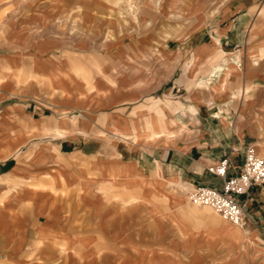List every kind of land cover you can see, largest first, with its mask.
Segmentation results:
<instances>
[{
    "label": "crops",
    "instance_id": "crops-1",
    "mask_svg": "<svg viewBox=\"0 0 264 264\" xmlns=\"http://www.w3.org/2000/svg\"><path fill=\"white\" fill-rule=\"evenodd\" d=\"M132 1L139 2L123 4ZM107 6V0H55L47 6L49 22L36 21L40 14L33 6L27 16L16 12L6 20L8 36L0 41V60L31 57L39 62L42 53L35 46L41 42L48 45L49 58L41 60L43 68H31L30 62L27 69L0 70V155H13L22 147L31 152L34 147L40 156L7 165L0 158V181L5 176L26 185L47 181L42 172L35 177L33 169L42 167L41 154L46 152L35 136L50 129L66 135L56 144L60 150L92 158L99 170L96 175H76L77 182L80 177L94 182L104 176L110 184L115 179L120 185L130 178L123 171L130 163L140 168V162L147 161L160 175L159 189L150 192L170 197V213L147 218L150 229L141 238L125 224L105 227L99 212L111 219L113 212L101 206L98 195L91 205L78 201L72 218L70 210L50 206L48 189L24 187L10 193L0 182V264H178V258L186 264H216L219 246H209L206 234L194 228L201 217L213 229L221 226L217 233L226 237L225 229L237 237L239 231L264 235V186L251 189L249 199L241 202L246 205L244 229L204 214L196 217L195 206L185 204L196 185L221 190L222 180L206 168L228 157V176H237L248 145L264 151V0H164L157 3L158 11L146 7L138 15L128 6L122 13L125 26L114 16L121 24L116 30L124 32L109 42L101 39L109 25ZM168 16L176 18L174 24L169 25ZM24 18L32 20L30 27ZM13 22L15 33L9 26ZM30 32L31 39H15ZM174 49L178 58L174 71H179L184 90L176 113L171 105L154 100L157 87L165 96L173 89ZM139 50H145L146 61L140 60ZM93 55L98 64L90 65ZM111 59L114 63L107 64ZM92 67H97L93 77ZM44 80L49 84L46 90ZM78 109L85 116L77 124L65 122L64 113ZM101 119L104 125L95 122ZM131 122L141 128L134 136L138 144L127 141ZM95 132L108 134V139ZM149 146L152 155L143 154L141 150ZM138 151L146 155L144 159ZM151 156L156 161L149 160ZM176 187L183 201L180 193L174 194ZM85 213L98 214L89 236ZM57 229L65 231L59 238L54 235Z\"/></svg>",
    "mask_w": 264,
    "mask_h": 264
},
{
    "label": "rangeland",
    "instance_id": "rangeland-1",
    "mask_svg": "<svg viewBox=\"0 0 264 264\" xmlns=\"http://www.w3.org/2000/svg\"><path fill=\"white\" fill-rule=\"evenodd\" d=\"M55 0H0V41L3 40V38L8 36L6 32V26L5 22L6 20H9L11 15H13L16 12H22L27 16V14L31 11V7L33 6L35 9V12H38L40 15L36 17V21L39 23H42L43 21L49 22V19L47 17V11L48 8L47 6L49 3L53 2ZM123 1L125 0H107L108 6L110 7L109 10L106 12L107 15H109V18L107 20L108 24L105 26L104 29V35L101 37V39H105L106 42L109 41H114V37L118 35L120 32H124L123 28L116 30L118 26L122 25L125 26V21L122 16V13L128 6H130V9L132 11L136 10L137 15L138 13L144 11L146 12L147 8L146 7H151L153 11H158L159 7L157 6V3L159 1H164V0H139V2L135 3V1H132L130 4H123ZM145 8V9H144ZM134 9V10H133ZM110 13H113V16L110 17ZM121 14V15H120ZM78 15V13H77ZM118 15L121 17L120 23L115 20L114 16ZM10 16V17H9ZM62 17V16H61ZM187 18V17H186ZM25 19V18H24ZM169 25L174 24L175 17H167ZM154 20V19H153ZM26 22L25 25L31 26L32 25V20L30 18L25 19ZM138 22L140 20H137ZM58 23H61L60 26L61 28L63 27V22L58 21ZM77 24V21H76ZM116 25V26H115ZM9 26L13 29V33H15V22L12 24H9ZM115 27V29H112V27ZM127 26V25H126ZM109 27V28H108ZM35 30V29H34ZM116 30V31H115ZM38 31V30H36ZM34 31V33L36 32ZM38 36V35H37ZM101 36V35H100ZM26 40L29 38H32V33L30 32L29 35H24V34H18L15 39L18 40ZM94 38V37H93ZM92 40V39H91ZM27 42V41H26ZM28 44V42H27ZM35 43L32 41V45ZM1 46V43H0ZM37 47L42 55L39 57V62L35 61V59L38 58H31L27 57V59H19V58H13L10 60H0V70H10V67L16 69L21 67L22 69H27L29 67V63L31 68H43L46 67V64L44 61H41L43 58H49L48 53L45 52L49 47L48 45L44 44V42H41L39 46ZM236 49H239L236 47ZM176 50H171V60H172V76L173 80L171 82L172 90L169 92V94L162 95L164 92V89H160V87H157L158 91L155 93L154 96L156 101L171 105L173 108V112L176 113L177 110L181 109V102H182V94L184 90L180 87L179 83V78H178V73L179 71H174L177 66L174 65L176 62L175 60L178 59L176 55ZM224 52V51H223ZM140 60L146 61V55H145V50L140 51ZM154 53V51H153ZM221 57L227 56V54L220 52ZM92 59L94 58V55L91 56ZM34 59V61H33ZM16 60L15 64L12 65V61ZM52 61L54 59L52 58ZM157 61V60H156ZM109 63H114V60H108L107 64ZM93 64H98L97 61L94 59L91 60L90 65ZM97 72V67H92L91 69V74L92 77L95 75ZM2 77L0 78V80ZM44 89L46 90L48 88L47 81L44 80ZM47 82V83H46ZM93 82V80H92ZM160 89V90H159ZM152 100V99H151ZM147 112H148V106ZM81 109H78L77 111H72L68 113H64V116L67 118L65 119L68 123V121L77 124V121L79 118H83L85 116V112ZM180 112V111H179ZM131 114L129 115V118H133ZM99 125H104V121L101 119L100 121H95ZM161 123L164 124V121L161 120ZM131 130L128 136V142L132 143L136 140L134 138L135 134L137 133V129L140 128L139 124L136 123H130ZM141 131V128L139 129ZM47 131H51L50 133H39L40 135L35 136L37 140L46 146L43 148H46V152L42 153L41 158L42 160V167L41 168H34L33 171H37L35 174L36 176L41 177V172L45 175H47V181H33L35 183L33 184H27L22 181H16L13 180L12 177L10 176H5L4 180H1L3 184L7 186V192H14V189H20V188H32L34 190L39 189V190H49L51 193L50 196V206L52 208H58L61 210L67 209L72 212L71 216L72 218H75V212H76V207L78 206V201H82V204H87L91 205V203L94 200V195L99 196V200L102 201L100 204L101 206L104 207L105 205L109 207L108 211L113 212V215L111 213V217L108 218L106 217L105 213H100L101 217V222H103L105 227L112 226V227H119V225L126 226V228L130 229L131 233L134 235H140L141 238L142 234H146L148 229L150 227L147 225L146 220L147 218H155L159 217L160 215H168L169 212V207H171V204L169 203V198H165L164 196H160L159 194L151 193L150 189H156L157 187L160 175L157 174L156 172H152L150 169L151 167L149 166L147 161L140 162V168L137 167V164L135 163H130L126 168L127 170H123L124 172L127 173V175L130 176V178L126 182H122L120 185L117 184L118 181L115 179L113 180V184H110V182L105 179L106 177H98L97 181L92 182L91 180L87 181H82V179H91L88 177H80L79 181L77 182L76 178H74L78 174L82 175H96L98 174V169H94V166L92 165V158L90 157H76L75 155L71 154L70 151L68 150H60L56 144L60 142L58 139H62V137L66 136L63 132H59L57 134L56 131L48 129ZM181 131V128L178 129L177 134ZM108 134L103 133V132H95L94 136H98L102 139H108L107 137ZM176 138L178 136L176 135ZM256 147V146H255ZM167 149V146H165ZM27 147H22V150L20 149L18 152H16L13 155H0V158L3 159L1 162H5L7 164H13L14 162H30V161H35L36 158L35 156H39L38 153L33 152L34 147H30L31 152H25ZM152 149L153 146H149L147 149L141 150L143 154L149 153V155H152ZM257 149V147H256ZM140 150V149H139ZM260 152L259 155L264 157V151L261 149H258ZM140 151H138V155L141 159H144V156H141ZM166 152V151H165ZM164 152V153H165ZM179 152V151H178ZM177 152V153H178ZM163 154V152H162ZM40 157V156H39ZM142 157V158H141ZM40 158V159H41ZM152 162L156 161L153 159V156L149 159ZM157 163H159L157 161ZM166 164H169L168 161L165 162ZM145 166H147L146 172L144 171ZM102 173V172H101ZM116 177V176H115ZM92 185L96 186V191H93L94 187ZM157 189H159L157 187ZM163 190V189H162ZM9 193V194H10ZM164 195L171 196L169 193L163 192ZM161 193V194H163ZM180 193L178 188H175L174 194ZM250 197V192L248 199ZM180 199L183 201L184 197L180 193ZM186 199L188 201V194L186 195ZM243 201V197H239V202ZM3 202V199L0 200V204ZM189 203V201H188ZM185 202L187 206H193L191 203L188 204ZM194 207V206H193ZM191 207V208H193ZM106 208V207H105ZM197 209L196 210V217L201 216L204 214L205 216L209 217H214L220 222H223L224 220L221 219L214 211L210 210L209 208L205 207H199V208H193ZM101 211V210H100ZM168 212V213H167ZM98 214H90V213H85L84 214V221L86 223V230L85 231V236H89L91 232L89 230L93 229V219L97 217ZM206 218V217H205ZM207 218L204 219L201 217L199 221L196 223L194 228H196V231L199 230L200 232H203L206 234L204 236L207 240L208 243L210 244L209 246H219L215 250V255H214V261L216 264H264V235L259 236L256 233H253L251 231L243 232L239 231L240 236H236L233 232L224 230L226 231V235H222L217 233V230L221 227L218 226L215 229H213L209 223H207ZM211 221V220H210ZM118 231V230H117ZM256 232V230H253ZM64 230H55L54 235L56 236L55 238L61 237V235L64 233ZM75 232L74 231H69V234L73 235ZM121 232L125 234L124 229L122 228ZM130 233H128L129 235ZM135 239L139 242L140 238ZM259 239V241H258ZM141 246H143L142 240L140 241ZM261 246H260V245ZM139 245V244H138ZM230 245V246H228ZM236 245H239L236 247ZM223 248V249H222ZM222 249V250H221ZM221 251H224L223 253ZM230 256V260H224L223 255ZM178 264H186V261H184L183 258H178Z\"/></svg>",
    "mask_w": 264,
    "mask_h": 264
},
{
    "label": "built area",
    "instance_id": "built-area-1",
    "mask_svg": "<svg viewBox=\"0 0 264 264\" xmlns=\"http://www.w3.org/2000/svg\"><path fill=\"white\" fill-rule=\"evenodd\" d=\"M244 152L242 171L237 176H228V157H224L217 165L206 168L210 175L222 180L220 191L196 185L188 193V201L193 206L207 207L221 219L240 229L246 227L247 218L246 205L239 202V197L246 200L251 189L264 186V157L252 145H248Z\"/></svg>",
    "mask_w": 264,
    "mask_h": 264
},
{
    "label": "bare ground",
    "instance_id": "bare-ground-1",
    "mask_svg": "<svg viewBox=\"0 0 264 264\" xmlns=\"http://www.w3.org/2000/svg\"><path fill=\"white\" fill-rule=\"evenodd\" d=\"M226 224V223H225ZM238 229V228H237ZM234 233V232H233Z\"/></svg>",
    "mask_w": 264,
    "mask_h": 264
}]
</instances>
